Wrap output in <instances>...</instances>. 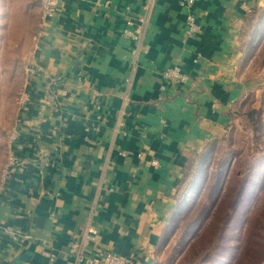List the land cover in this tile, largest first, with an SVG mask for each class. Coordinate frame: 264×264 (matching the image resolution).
<instances>
[{"label":"crops","instance_id":"1","mask_svg":"<svg viewBox=\"0 0 264 264\" xmlns=\"http://www.w3.org/2000/svg\"><path fill=\"white\" fill-rule=\"evenodd\" d=\"M180 1L62 0L44 34H30L20 164L0 187V264H85L68 244L88 228L91 254L154 263L188 166L260 89L243 43L264 0H197L192 37ZM144 15L148 49L134 65L123 30ZM175 66L187 82H166Z\"/></svg>","mask_w":264,"mask_h":264},{"label":"rangeland","instance_id":"2","mask_svg":"<svg viewBox=\"0 0 264 264\" xmlns=\"http://www.w3.org/2000/svg\"><path fill=\"white\" fill-rule=\"evenodd\" d=\"M33 31H41L37 0H0V187ZM243 46L246 73L260 89L226 136L188 166L153 264H264V11L248 23Z\"/></svg>","mask_w":264,"mask_h":264},{"label":"built area","instance_id":"3","mask_svg":"<svg viewBox=\"0 0 264 264\" xmlns=\"http://www.w3.org/2000/svg\"><path fill=\"white\" fill-rule=\"evenodd\" d=\"M40 7V18H41V31L38 37L44 34L46 23L52 17H54L58 11L59 4L62 0H37ZM197 0H181L180 5L185 10L186 15V34L189 37L201 31V25L197 21L195 6ZM149 5H152L154 0H148ZM148 5V7H150ZM134 21L132 17H128L126 20V28L123 30V34L132 39L136 43V48L133 51L134 65L137 63V57L141 46L144 45V35L147 25V17L144 15ZM142 48L148 49L147 45ZM164 78L168 83H185L188 81L189 76L183 74L178 66L168 69L164 72ZM28 96L25 93L22 98L23 101L27 100ZM17 132L13 130L12 138L10 142V148L8 152L7 162L4 168L3 181L1 187L4 185V181L13 173L20 160L16 156L12 145L17 139ZM155 163V162H153ZM97 231L94 228H88L82 235L72 236L68 244V250L70 255L73 257L76 263L85 264H140L139 261L132 256H125L115 251H102L98 254H91L87 245L89 242L94 241Z\"/></svg>","mask_w":264,"mask_h":264}]
</instances>
